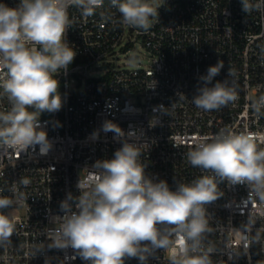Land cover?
<instances>
[{"label": "built area", "instance_id": "1", "mask_svg": "<svg viewBox=\"0 0 264 264\" xmlns=\"http://www.w3.org/2000/svg\"><path fill=\"white\" fill-rule=\"evenodd\" d=\"M0 3L15 8L20 0ZM156 3L158 17L151 18L147 31L123 25L109 0L87 18L69 7L66 40L76 56L56 77L61 109L39 117L51 148L41 153L39 145L22 152L0 147V197L14 201L0 213L15 223L10 244L0 245V264H88L71 247H52L50 230L63 215L61 202L69 193L80 194L77 182L97 174L95 162L111 159L122 146L114 132L104 131L105 122L137 133L129 142L145 145L139 162L146 174L166 181L173 191L178 184L213 175L187 160L201 137L227 128L253 134L258 149H264V115L257 116L250 106L264 95V10L247 14L241 0ZM137 43L147 49L149 64L116 67L119 55ZM218 62L223 68L208 86L227 79L238 98L205 111L192 98L204 86L200 77ZM99 71L101 76L92 75ZM9 108L0 89V111ZM22 178L30 183L21 184ZM13 188L24 194L23 201L16 202ZM217 194L205 205L211 230L203 243L213 248V264H264V202L250 194L246 183L219 181ZM125 264L139 262L131 258ZM147 264H170L169 253L157 250Z\"/></svg>", "mask_w": 264, "mask_h": 264}, {"label": "clouds", "instance_id": "2", "mask_svg": "<svg viewBox=\"0 0 264 264\" xmlns=\"http://www.w3.org/2000/svg\"><path fill=\"white\" fill-rule=\"evenodd\" d=\"M105 0H20L12 8L0 3V89L10 108L0 111V147L15 152L39 145L41 153L51 148L41 128L42 113L62 107L57 75L66 72L76 51L66 40L71 27L68 9L75 6L84 18L91 17ZM120 22L147 31L151 18L158 17L156 0H109ZM242 11L264 10V0H241ZM135 63L136 58L129 61ZM223 63L207 69L200 77L204 86L192 98L197 108L218 110L237 100L228 80L209 87ZM228 75H233L231 69ZM257 116L264 115V95L252 99ZM104 131L122 139L111 159L97 160V174L77 182L78 196L68 194L61 202L58 226L50 230L52 247H71L88 264H125L135 258L147 264L157 250L169 253L170 264H213L212 247L205 248V234L211 229L205 205L218 198L219 181L248 184L250 194L264 202V149H258L253 134H236L225 128L194 142L187 152L191 166L210 171L191 184H178L173 191L164 180L156 181L139 162L145 145L129 142L136 132L124 133L112 122ZM95 135V134H94ZM23 185L30 183L22 178ZM16 202L22 192L12 189ZM14 201L0 197V210ZM14 221L0 213V245L10 244Z\"/></svg>", "mask_w": 264, "mask_h": 264}, {"label": "rangeland", "instance_id": "3", "mask_svg": "<svg viewBox=\"0 0 264 264\" xmlns=\"http://www.w3.org/2000/svg\"><path fill=\"white\" fill-rule=\"evenodd\" d=\"M135 56L136 62L130 63L129 61ZM150 62V55L147 51V49L141 45L140 43H137L133 47H131L128 51L122 52L119 55L118 64L116 67L118 68H135L138 65L146 66ZM103 74L102 71L99 72H93V76H101Z\"/></svg>", "mask_w": 264, "mask_h": 264}]
</instances>
